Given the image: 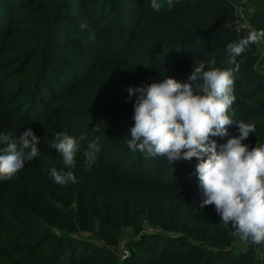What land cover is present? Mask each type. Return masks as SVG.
Returning <instances> with one entry per match:
<instances>
[{
	"label": "trees",
	"instance_id": "trees-1",
	"mask_svg": "<svg viewBox=\"0 0 264 264\" xmlns=\"http://www.w3.org/2000/svg\"><path fill=\"white\" fill-rule=\"evenodd\" d=\"M248 3L253 31H264V0ZM235 17L228 0H176L160 12L150 0H0V133L19 142L31 129L40 139L38 158L0 181V206L17 205L4 218L22 211L27 221L16 235L26 232L13 254L20 264H36L28 253L45 255L42 264H118L112 250L122 245L130 264H264V244L245 250L214 206L200 207L195 158L170 165L125 142L136 100L129 87L186 80L214 55L216 67L234 70L233 119L256 127L242 143L264 144V38L261 57L256 42L229 63L227 45L242 39ZM57 132L86 137L75 184L50 176L65 169L51 148ZM92 140L100 151L85 170Z\"/></svg>",
	"mask_w": 264,
	"mask_h": 264
},
{
	"label": "clouds",
	"instance_id": "clouds-1",
	"mask_svg": "<svg viewBox=\"0 0 264 264\" xmlns=\"http://www.w3.org/2000/svg\"><path fill=\"white\" fill-rule=\"evenodd\" d=\"M176 0H150L155 12L166 4L171 10ZM86 27L81 25V28ZM264 38V31L251 32L239 41L229 43L226 51L229 63L235 64L246 47ZM213 58L200 62L186 80L163 78L142 87H129L128 98L136 97L132 120L134 125L125 138L132 152L146 158L163 157L170 165L179 160H197L195 175L202 197L200 207L214 206L222 223L244 245L264 244V144L249 149L242 143L256 131L254 124L234 120L232 105L233 69L216 67ZM238 67V65H237ZM235 124L238 135L230 136L228 128ZM217 144L213 138L226 137ZM79 139L64 132L55 133L51 148L62 158L65 168L76 166L80 151ZM40 139L31 129L20 135V141L10 134L0 133V181L13 178L27 162L39 156ZM100 151L98 141L92 140L83 152L84 168L90 170ZM50 176L64 186L75 184L73 171H57Z\"/></svg>",
	"mask_w": 264,
	"mask_h": 264
},
{
	"label": "rangeland",
	"instance_id": "rangeland-1",
	"mask_svg": "<svg viewBox=\"0 0 264 264\" xmlns=\"http://www.w3.org/2000/svg\"><path fill=\"white\" fill-rule=\"evenodd\" d=\"M228 2L232 5L234 8V13H235V20L233 23V29L236 32L235 29V23L237 19L241 16H243L249 23L250 20L249 18L252 16L254 13V10L250 4L248 3V0H228ZM251 32H254L253 30ZM237 33V32H236ZM238 34V33H237ZM242 38H245L249 35V33H244V34H238ZM259 45V50H258V55L260 57L263 55V50L261 49V44L262 41L259 39L257 41ZM71 170L73 171L76 179L78 180V177L81 176L84 173V170L79 166V164L76 163L75 168L68 169L65 168L62 171H68ZM2 196L0 192V197ZM10 206H14L13 202L9 203ZM17 205L14 206V209H16ZM12 207H9L8 205H2L0 206V264H20L21 258L18 256H14L13 254L16 253L17 251H22V242L23 238L25 237V233L21 234L20 236H16L21 228L27 225V221L23 217L24 214L22 211L20 212H13V215H16V219L14 222H9L7 219L4 218V215L7 213H11L14 210ZM15 213V214H14ZM23 214V215H22ZM150 232L151 235L155 234H160L159 232L155 231L154 229H151ZM13 239V242H12ZM85 243H90V245H97L100 248H103L104 246L98 244L96 241H92L90 237L84 236L82 237ZM104 252H108L107 249H104ZM113 254L115 255L114 257L119 259L118 264H130L125 262L127 259L130 258L131 256V251L128 247L122 245L120 249L117 251L115 249L112 250ZM27 258L32 259L33 261L36 262V264H42L43 260L46 259V256L43 255L42 253H37L34 257V254L28 253Z\"/></svg>",
	"mask_w": 264,
	"mask_h": 264
},
{
	"label": "built area",
	"instance_id": "built-area-1",
	"mask_svg": "<svg viewBox=\"0 0 264 264\" xmlns=\"http://www.w3.org/2000/svg\"><path fill=\"white\" fill-rule=\"evenodd\" d=\"M235 29L238 34L251 33L253 30L250 23L243 16L237 19Z\"/></svg>",
	"mask_w": 264,
	"mask_h": 264
}]
</instances>
